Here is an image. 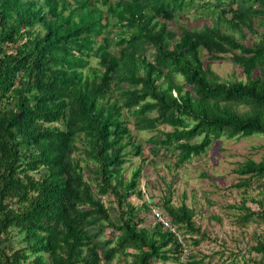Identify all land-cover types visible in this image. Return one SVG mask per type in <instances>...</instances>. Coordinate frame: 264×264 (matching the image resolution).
<instances>
[{
    "label": "trees",
    "instance_id": "1",
    "mask_svg": "<svg viewBox=\"0 0 264 264\" xmlns=\"http://www.w3.org/2000/svg\"><path fill=\"white\" fill-rule=\"evenodd\" d=\"M191 5L214 22L168 29ZM225 53L241 78L211 70ZM128 116L150 132V154L170 152L176 165L220 137L264 138V0H0V264H108L117 254L198 264L182 231L199 230L192 207L171 204L169 188L160 207L128 200L140 195L141 167L125 177L124 163L142 149ZM232 170L261 180L264 156ZM257 192L258 210L237 207L240 222H264V181ZM150 206L183 238L154 218L139 225L138 208ZM251 249L264 262V242Z\"/></svg>",
    "mask_w": 264,
    "mask_h": 264
},
{
    "label": "rangeland",
    "instance_id": "2",
    "mask_svg": "<svg viewBox=\"0 0 264 264\" xmlns=\"http://www.w3.org/2000/svg\"><path fill=\"white\" fill-rule=\"evenodd\" d=\"M214 15L204 12L200 5H191L183 9L173 20L166 21V25L176 34L179 24L186 22L189 26L202 27L205 23L214 22ZM196 17L199 18L195 20ZM186 18L188 20L185 21ZM200 55L205 59L204 50L200 51ZM222 55L221 59L209 61L211 70L222 79L241 78L240 68L230 62L227 58L228 53ZM89 64L95 65V59L90 58ZM127 119L132 137L142 145L141 154L137 156L130 154L124 163L125 177H128L138 164L141 167L136 187L140 195L132 194L128 197L132 205L139 207L148 201L160 207L161 197L169 188L171 204L178 205L184 202L194 209L192 219L198 226V232L188 233L182 230L185 238L188 237L186 240L188 256L198 259V264H264L259 254L251 249L258 240L264 242V222L257 219L256 215L248 223L240 222L237 218L239 213L237 207L242 200L251 210H258L257 200L260 196L257 187L264 178L256 180L254 177L239 176L232 170L235 162L248 157L258 160L264 156V138L261 135L241 138L220 137L214 140L204 153L176 165L175 156L170 152L164 154L159 150L156 155L150 154L144 140L150 132L136 131L132 117L128 116ZM157 128L170 129L167 125H158ZM244 179L248 182L246 183ZM101 200L110 215H113L115 203L112 202L111 196L104 195ZM155 206L152 207L156 208ZM138 210V216L142 219L139 225H151V212L144 208ZM115 233L110 228H105L103 234L104 237L111 238ZM181 235L183 238L182 233ZM13 240L16 241L15 238ZM179 258L184 260L185 256ZM101 263L104 264L102 261ZM108 264H128V257L117 254ZM166 264L178 262L169 261Z\"/></svg>",
    "mask_w": 264,
    "mask_h": 264
},
{
    "label": "built area",
    "instance_id": "3",
    "mask_svg": "<svg viewBox=\"0 0 264 264\" xmlns=\"http://www.w3.org/2000/svg\"><path fill=\"white\" fill-rule=\"evenodd\" d=\"M152 215L153 218L159 222L163 228H168L172 233H176L177 231L175 230V228L171 225L169 219L167 217H165L164 215H162L158 210H152ZM176 238L177 239H181L182 235L181 233H176Z\"/></svg>",
    "mask_w": 264,
    "mask_h": 264
},
{
    "label": "clouds",
    "instance_id": "4",
    "mask_svg": "<svg viewBox=\"0 0 264 264\" xmlns=\"http://www.w3.org/2000/svg\"><path fill=\"white\" fill-rule=\"evenodd\" d=\"M157 210V208H153L152 206H150V209H149V211L151 212V217L153 218V215H152V210ZM155 220V219H154Z\"/></svg>",
    "mask_w": 264,
    "mask_h": 264
}]
</instances>
